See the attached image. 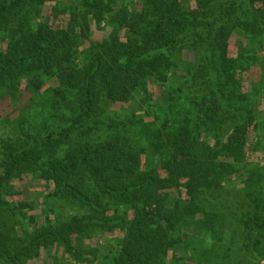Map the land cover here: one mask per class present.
I'll return each instance as SVG.
<instances>
[{"label":"trees","instance_id":"obj_1","mask_svg":"<svg viewBox=\"0 0 264 264\" xmlns=\"http://www.w3.org/2000/svg\"><path fill=\"white\" fill-rule=\"evenodd\" d=\"M6 98L45 120L0 141V210L35 224L5 190L32 175L75 213L0 230L1 263L264 264V0H0Z\"/></svg>","mask_w":264,"mask_h":264},{"label":"rangeland","instance_id":"obj_2","mask_svg":"<svg viewBox=\"0 0 264 264\" xmlns=\"http://www.w3.org/2000/svg\"><path fill=\"white\" fill-rule=\"evenodd\" d=\"M27 96L28 95H25L24 97ZM33 102H37L39 107H43L46 103V98L45 96H40L37 101L34 100ZM112 108L116 110L119 106H112ZM22 109L12 107L7 98L0 101V141L2 138L10 136L8 133L9 127L12 126L10 123L12 122L15 123L17 120L23 121L26 119L27 121H34L35 124H41L44 122L45 118L42 117L41 114L31 118L28 115H24L21 112ZM19 112L20 114L18 115ZM259 158L264 160V155H260ZM43 187L44 184L41 183V180L32 175H25L23 178H17L12 182L11 186L5 187V190H9L11 194V196L7 197L10 201H26L27 207L30 208V213L36 217L35 224H33L32 227H28L30 220L21 221L22 219L20 217L9 215L7 211L2 212L0 210V230H4L15 238V241L13 242L20 243L21 237L26 238L29 235H25L28 229H33L45 222H49L51 217L55 219V217L58 216L60 219H68L75 213L74 206H65L66 203L57 198V194L53 193V187L45 189L46 193L49 192L47 195L44 194L45 191H42ZM90 235L93 236L85 241L86 247L91 244L96 245L98 248H111L112 243L116 242L114 240L116 237L109 232L96 233V231L94 232L91 230ZM22 243L23 241L21 244ZM65 257L66 254L64 253L63 248L52 247L50 250L42 248L39 254L32 258L24 259V261L25 264H71L64 260ZM0 264L5 263L0 262Z\"/></svg>","mask_w":264,"mask_h":264}]
</instances>
